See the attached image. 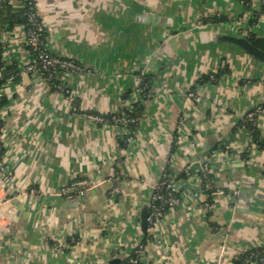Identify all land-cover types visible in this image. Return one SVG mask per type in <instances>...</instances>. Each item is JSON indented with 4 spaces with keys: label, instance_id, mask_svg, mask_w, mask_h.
Returning <instances> with one entry per match:
<instances>
[{
    "label": "crops",
    "instance_id": "crops-1",
    "mask_svg": "<svg viewBox=\"0 0 264 264\" xmlns=\"http://www.w3.org/2000/svg\"><path fill=\"white\" fill-rule=\"evenodd\" d=\"M34 1L49 50L92 69L66 80L81 110L116 111L128 89L125 103L140 101L141 70L153 84L125 150L118 147L121 126L87 122L39 77L5 85L11 173L18 185L30 181L45 193H26L18 204L0 233V264H110L117 257L121 264L144 238V182L158 181L166 168L188 172L177 177L180 204L147 243L148 264H230L239 251L264 247V150L236 126L264 100V62L219 39L264 38V13L250 26L239 0ZM218 15L227 20L216 22ZM24 36L22 25L4 33V57L19 66L27 59ZM213 73L216 79L195 87L196 101L185 97L198 77ZM257 124L264 138V109ZM117 158L125 179L113 199L104 179ZM198 159L226 189L209 213L201 206ZM77 177L98 183L73 200L51 194Z\"/></svg>",
    "mask_w": 264,
    "mask_h": 264
},
{
    "label": "built area",
    "instance_id": "built-area-1",
    "mask_svg": "<svg viewBox=\"0 0 264 264\" xmlns=\"http://www.w3.org/2000/svg\"><path fill=\"white\" fill-rule=\"evenodd\" d=\"M243 3V0H239ZM259 6H254L253 0H248L249 9L247 8L250 16L252 13L257 15V22L262 18V13H260V7L264 4V0H258ZM261 4V5H260ZM24 6V5H23ZM28 20L33 25L43 26L42 21L38 15L37 7L34 0H29L28 2ZM241 21V18L237 20ZM202 20L197 21V25L202 24ZM24 28V27H23ZM7 31L1 32V40L6 42L4 38V33ZM24 43L26 47L27 59L24 64L19 66V76L23 75H34L39 77L44 83L48 86L51 83L52 79H59L60 82L54 85V91L62 94L71 102V110L73 113L80 114L87 122L92 124H114L121 126L123 128V137L126 143L125 146H121L118 143V147L121 150L127 149L134 143L135 139V130L129 127L127 124L132 123L136 120L139 121V118L128 117L121 110L110 111L106 113H97L91 111H85L77 109L75 106L76 96L70 86L67 83V78L70 74L73 73H90L92 69L84 66L79 61L65 57L59 54H54L51 52L47 46V43L44 40L40 39V35L33 28L24 29ZM6 50V49H5ZM6 52V51H5ZM4 52V55H5ZM3 60L6 64H10L8 58L3 56ZM0 69H3L1 67ZM140 74H144L143 70L140 71ZM211 75V74H210ZM212 77V76H211ZM196 81L192 86H196ZM191 86L185 92V97L191 100H197L198 96L196 95L195 88ZM0 93L6 94L5 86L3 85L0 88ZM122 106H127L128 104L122 99ZM76 108V109H75ZM264 109V104L257 105L253 110H251L244 117L252 119L257 114L259 115ZM7 112L6 106L0 108V205L6 204L7 207L0 209V233L8 231V225L15 214L18 204L24 199L25 194L29 193L31 195H40L45 193L44 190L39 189L30 181H26L22 186L18 185L16 180L13 178L11 169L9 166V148L5 142V136L7 133ZM183 119V114L180 117V121ZM243 119V118H242ZM120 159H116V166L118 167ZM198 165V174L199 182L202 188L203 193L205 194V199L202 202V208L209 212L213 209L214 201L223 194L226 193V189L218 187L215 185L213 179L212 170L209 163L206 160H197ZM119 168V167H118ZM187 173L188 171H183ZM92 178H81L74 180L70 184H65L60 187L58 190L51 192L52 195L61 196L66 200L77 199L82 196L84 192L92 187H94L98 181ZM125 179L124 175L121 173L120 169L115 170L114 167L108 176L105 177L104 181L107 183V194L112 197L119 193L120 191V182ZM146 186L150 189L149 194V212L146 217L147 222V233L149 237L147 238L146 244L142 243V240L136 244L133 250L126 255V261L128 264H148L144 258V252L147 248V243L150 242L151 238H156V236L161 232L164 226V219L167 217L168 213L173 211L176 206L181 202V197L178 195V179L177 175L171 172L168 168L165 172V169L162 173L161 178L155 182H144ZM233 194L237 193V190H233ZM55 249L63 248L61 244H54ZM250 249V248H249ZM247 250V249H245ZM245 250H241L238 254L242 253ZM264 257H259L258 260H263ZM257 260L252 261L251 264H256ZM232 264V262L230 263Z\"/></svg>",
    "mask_w": 264,
    "mask_h": 264
},
{
    "label": "trees",
    "instance_id": "trees-1",
    "mask_svg": "<svg viewBox=\"0 0 264 264\" xmlns=\"http://www.w3.org/2000/svg\"><path fill=\"white\" fill-rule=\"evenodd\" d=\"M28 2L29 0H0V68L3 67V69H0V88L4 85H6L10 81H17L21 76H19V65L16 63H10L6 64L3 60L5 48L7 46L6 42L1 40V32L3 31H9L11 30L15 25H22L24 29H30L33 28L37 31V33L40 35V39L44 40L45 38V32L43 26H37L31 24L28 20ZM24 5V6H23ZM244 8L249 9V2L248 0H243L242 3ZM260 13H264V4L261 5L260 7ZM227 17L223 15H218L215 18L216 22H223L226 21ZM249 25H254L257 22V15L252 13L249 19ZM247 38L257 47L264 49V38L262 37H256L255 35L249 33V36ZM140 73V72H139ZM212 76V77H211ZM218 76V73H213V74H206V75H201L198 77L196 80V84L199 85L201 83H205L208 81H213L216 79ZM139 77H141V82H140V87L142 89V97L141 100L138 102H134L132 104H128L127 106H122L120 107L121 110L124 112V114L128 117L132 118H139L141 117V114L144 109V103L145 100L148 99V96L150 94V88L153 84V77L152 75L149 74H142ZM59 79H52L51 83L49 84V87L51 89H54V85L59 83ZM196 85V86H197ZM196 86H192L195 88ZM131 90L128 89L124 91L122 94V99L126 100L127 97L129 96ZM8 104V97L7 94H2L0 93V108L5 107ZM75 106L79 110V106L77 103V100L75 101ZM75 108V109H76ZM119 108V109H120ZM118 109V110H119ZM259 115L257 114L254 116L252 119H248L247 117L241 119L238 124L236 125L237 127H242L246 129L249 134H250V139L251 143L256 145V147L263 149L264 150V138L261 136L259 128H258V121ZM138 124V120L128 123L127 125L131 127L132 129H136V126ZM118 143L121 146H125L126 143L124 141V137H121L118 141ZM115 170H119V168L115 165H113ZM167 171V168L165 169V172ZM186 173L181 172L177 175V177L180 178H185ZM83 177H77L75 179L70 180L67 184H70L74 180L81 179ZM202 190V188H201ZM203 192V191H202ZM210 212V211H209ZM207 212V213H209ZM212 229H216V225L211 224ZM149 237V234L146 232L144 238L142 239V243L146 244L147 238ZM132 254V252H131ZM259 257H264V247H257V248H250L245 251H243L240 254H236L233 256L231 262L232 264H251L252 261L257 260L256 264H264V259L259 261ZM121 264H128L126 259L122 261Z\"/></svg>",
    "mask_w": 264,
    "mask_h": 264
},
{
    "label": "water",
    "instance_id": "water-1",
    "mask_svg": "<svg viewBox=\"0 0 264 264\" xmlns=\"http://www.w3.org/2000/svg\"><path fill=\"white\" fill-rule=\"evenodd\" d=\"M220 41L222 42H227L230 44L235 45L236 47L240 48L243 50L246 54L250 55L254 59L264 62V49H261L254 45L247 37L241 36V35H230V34H222L219 36ZM264 102L263 99H261L259 102L254 103L248 110H246L242 115L241 118H244L246 114H248L251 110L255 108L257 105H261ZM239 120V121H240ZM92 178L91 182L93 181ZM120 194H116L112 196L113 199H116ZM149 212V196L147 200L143 202L139 209V219H140V229L142 231V234L145 236L147 232V222H146V217ZM127 255V254H126ZM120 260V257L113 258L109 260L110 264H116Z\"/></svg>",
    "mask_w": 264,
    "mask_h": 264
}]
</instances>
